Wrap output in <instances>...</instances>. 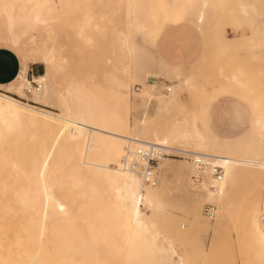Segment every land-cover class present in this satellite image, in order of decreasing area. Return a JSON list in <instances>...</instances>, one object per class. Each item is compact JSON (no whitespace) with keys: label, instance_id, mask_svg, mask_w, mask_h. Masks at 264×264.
Masks as SVG:
<instances>
[{"label":"bare ground","instance_id":"bare-ground-1","mask_svg":"<svg viewBox=\"0 0 264 264\" xmlns=\"http://www.w3.org/2000/svg\"><path fill=\"white\" fill-rule=\"evenodd\" d=\"M186 1L178 0L172 22ZM150 2L0 0V45L15 48L21 64L16 80L0 89V264H185V254L189 258V251H195L198 244L188 250L180 242L182 237L189 238L182 223L194 222L193 218L179 224L169 221L165 198L174 191L216 205L215 221L208 229L218 227L226 214L239 213L237 220L262 248L255 252L254 247L255 255L264 259V197L251 205L245 194L227 200L219 191H195L192 162L175 170L165 155L158 161L155 184H145L123 165L126 146L153 141L172 149L214 154L224 166L220 191L237 178L264 182V82H259L260 87L253 84L252 92L260 100L259 107L255 105L254 124L263 134L253 148L242 152L212 143L201 130L203 118L200 122L196 115H190L181 127L172 124L163 131L149 125L146 117L131 123V104L148 106L152 99L148 86L153 85L146 81L133 98L130 91L131 79L140 76L136 75L140 65L130 31L147 30L148 22L158 18L155 15L154 19L153 8L157 7ZM166 2L161 1L164 6ZM199 2L198 23L207 0ZM57 18H69L66 27L72 25L60 46L55 44ZM258 43L264 45V38ZM103 59L112 68L110 74H100L96 68ZM29 61L41 62L45 68L33 76L42 82L41 87L30 84L27 92ZM257 62L264 68V53ZM59 67L66 73L72 69L73 87L66 84L62 89L66 91L63 97L72 95L73 105L64 108L62 104L64 110L56 112L42 106ZM235 87L230 91L239 93ZM54 90L59 92L55 86ZM103 91L106 96L100 97ZM167 94L171 98L161 97L153 115L181 106L179 94ZM205 176L210 179L208 172Z\"/></svg>","mask_w":264,"mask_h":264},{"label":"rangeland","instance_id":"rangeland-1","mask_svg":"<svg viewBox=\"0 0 264 264\" xmlns=\"http://www.w3.org/2000/svg\"><path fill=\"white\" fill-rule=\"evenodd\" d=\"M161 1L151 0L150 2L152 7H157V10L153 8V13H155L154 19L156 16L158 17L155 21L159 20V22H157L159 24L154 20L152 23L149 21L148 24L151 25L150 28L147 25V30L144 29L145 33H143L144 30L138 33V31L136 32L133 28L130 31V36H132V40L135 41L134 57L140 65L139 71L136 74L137 76L140 74L139 78L134 77V79L130 81V91L133 95H131V98L134 97L135 92L140 91L142 81L151 84L150 82L161 76L171 81L173 88L170 93L176 92V94H179V98L182 99L180 102L181 106H175L169 110H164L159 114L153 115L160 98L170 99L171 96L161 89H154L148 86V88L151 89V102L148 106L131 104L129 108L130 120H132L131 123L134 121L138 122L140 119L146 117L149 125L156 130L163 131L168 129L172 124L176 127H181V125L190 118V115L199 116L200 122L202 121L201 118L204 119L209 115L214 127H201L203 133L215 137L218 142L223 143L233 151L235 150V153L253 148V143L256 144L258 142L260 134H263V132L260 131L258 125L254 126L252 124L250 117L247 115L246 107L248 108L253 104L254 117L255 105L259 107L260 100L257 96H253V84L260 87L264 82V68L257 62L259 55L264 53L263 43H258L264 38V9L262 8L264 7V0H207V4L203 7L204 16L200 23L197 21V16L202 9L199 0H188L184 2L180 7L181 10L176 16L175 21L183 20L181 23L191 24L200 34L202 43L201 52L186 67H174V63H168L157 52V43L160 37V34H158L159 30L161 29V31H163L167 24L173 23L174 6L178 4V0H174L175 2L173 0H169L170 2L166 0L167 2L164 6V3L162 4ZM156 4L162 7L159 8ZM168 4H170V7ZM165 9L167 10L164 14L162 12H165ZM161 15L163 16L161 17ZM164 19H166V21ZM69 20V18L65 20L57 18L54 20V34L55 36L58 35L55 40L56 45L59 44L60 46L63 44H61L60 41H65L66 30L72 28V25L69 24V28L66 27L67 21L69 22ZM55 22L59 27L55 26ZM154 22L155 24L152 25ZM104 37L103 41L107 42L108 36L105 35ZM0 50L2 51L0 58H3L4 63L7 64L8 67L9 65L13 67L12 64H14L15 60L19 61L18 53L15 48L0 45ZM103 57H105V55H103ZM161 58L164 61H162ZM34 63L41 65L38 73L35 72ZM27 65V81H25V86L27 85L28 87L31 84V77L43 73L45 67L43 63L38 61H29ZM28 67L31 68L28 69ZM63 68H57V76L54 83L55 88L59 92L56 93L53 86L42 106L52 111L57 110L56 112H59L60 109L64 110L62 109L63 107L68 108L73 105L72 95L65 94L66 97H63L66 91L62 89L66 84L73 87V78L71 76L72 69L69 70L70 73H66L67 70ZM96 68L100 71V74L102 72L103 74H110L112 71L106 59H103L102 64L96 66ZM18 75L14 80H16ZM61 75L63 77H61ZM233 75L236 76L234 80L231 79ZM102 77L104 79L105 76ZM178 77H180V79H178ZM135 78L137 80H135ZM185 78L190 79L188 83L183 82ZM14 80L6 84H0V89L11 84ZM68 80H70L71 83ZM96 83L101 84L99 82ZM136 83L140 84V88L137 90L134 89ZM235 86L239 87V93L235 92L234 95L232 91L233 88H236ZM231 88L232 91H230ZM201 90H203L201 93L202 95L199 93L201 96L198 94V96L194 95ZM61 92H63V94H61ZM203 94L205 95L203 96ZM99 96L105 97V92H99ZM24 99L30 100L29 98ZM62 100H64V102H62ZM65 100H67V104ZM150 115L153 116L151 117ZM130 133H132V128L130 129ZM164 158L169 161V164H171L175 170L179 168L181 164H191L190 159L185 157L165 155ZM181 160L183 161L180 162ZM170 174L172 178V173ZM240 179L241 180L237 178L234 184H226L223 191H219V194L226 197L227 200H235L236 196L238 198V195L240 197L241 194H245L247 202L251 203V205L258 199H263L264 182L258 183L253 182V179ZM157 181L158 177L156 175V182ZM165 201L170 210L168 215L171 220L168 219L167 215L169 221H174V223L178 224L184 222L186 218H193L192 221H194L190 223L185 221L181 226L182 230L189 233V238H187L190 245L191 243L194 245L190 246L189 243L186 245L188 240H186L187 238L185 236L184 239L182 237L181 241V238L178 239L177 243L178 241L182 243L181 245L184 243L183 246L188 250L195 246V244H198L196 245L198 247H195L196 249H200L199 251L201 252L197 250L199 254H196V249L192 251V253L189 251V254L193 255H189V258H187V253H184L186 255L184 256L185 264L186 261L190 264V261L194 262L195 259L197 262H194V264H264V259L261 258V260L253 251L255 250L254 247H256L255 252L259 250L260 245L258 244L259 246H256V242L253 243L250 231L245 229L240 219V221L237 220L239 218V213L236 215H234V213L226 214L222 217L223 220L218 227L215 226L208 229L206 226L213 225L216 214L212 219L204 215L202 212L203 202L201 200L196 198L191 199L185 192L177 194L174 191V195H167ZM203 216H205L206 223L203 222ZM176 218L178 221L175 220ZM199 245L201 246L199 247ZM186 248L183 252H186ZM246 257H248V261ZM111 262H113V260Z\"/></svg>","mask_w":264,"mask_h":264},{"label":"built area","instance_id":"built-area-1","mask_svg":"<svg viewBox=\"0 0 264 264\" xmlns=\"http://www.w3.org/2000/svg\"><path fill=\"white\" fill-rule=\"evenodd\" d=\"M31 84L39 89L42 82L34 80L31 77ZM154 89H161L165 93L172 90V84L169 79L158 77L150 82ZM140 84L136 83L134 89H139ZM27 92L29 87L25 88ZM164 155L186 157L190 159L193 165L191 173V185L195 191L218 192L221 189V183L224 176V166L216 161L214 154L207 152H195L185 148L172 149L164 143L147 142L146 144H137L133 147L126 146L123 155V165L135 172L145 184H155L156 167L159 159ZM208 172L210 179L205 176ZM202 212L209 218H214L216 214V205L211 201H205L202 205Z\"/></svg>","mask_w":264,"mask_h":264},{"label":"crops","instance_id":"crops-1","mask_svg":"<svg viewBox=\"0 0 264 264\" xmlns=\"http://www.w3.org/2000/svg\"><path fill=\"white\" fill-rule=\"evenodd\" d=\"M182 21L183 20H178L167 24L166 28L163 31H160V37L157 43V52L159 55H161V57H163L168 63H174V67H186L201 52L202 43L200 34L192 27L191 24L181 23ZM0 54H2L1 50ZM161 60L164 61L162 58ZM14 64H12L13 67L11 65L8 67V65L4 63L3 58H0V84H6L14 80V78L18 75L21 64L17 60L14 61ZM34 64L35 72L38 73L41 65H37L36 63ZM30 68L31 67H28V69ZM246 112L250 117L252 124L255 126L253 123V104H251L248 108L246 107ZM209 117L210 116L208 115L203 119L201 127H214V124ZM201 130L203 129L201 128ZM205 135L215 145L230 149L223 143L218 142L215 137L209 136L206 133Z\"/></svg>","mask_w":264,"mask_h":264}]
</instances>
